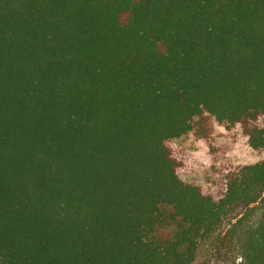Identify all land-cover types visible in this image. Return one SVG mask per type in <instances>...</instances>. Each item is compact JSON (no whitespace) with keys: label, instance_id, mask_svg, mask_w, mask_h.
<instances>
[{"label":"trees","instance_id":"obj_1","mask_svg":"<svg viewBox=\"0 0 264 264\" xmlns=\"http://www.w3.org/2000/svg\"><path fill=\"white\" fill-rule=\"evenodd\" d=\"M262 119L264 0H0V264H194L264 202V158L210 192L172 142L264 152Z\"/></svg>","mask_w":264,"mask_h":264},{"label":"rangeland","instance_id":"obj_2","mask_svg":"<svg viewBox=\"0 0 264 264\" xmlns=\"http://www.w3.org/2000/svg\"><path fill=\"white\" fill-rule=\"evenodd\" d=\"M264 128V119L260 121ZM183 155L180 179L212 192L221 172L264 158L251 150L240 128L215 126L209 139L185 135L172 142ZM264 202L251 205L235 219L225 218L198 249L194 264H244L243 246L248 232L264 216Z\"/></svg>","mask_w":264,"mask_h":264}]
</instances>
